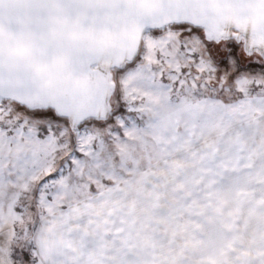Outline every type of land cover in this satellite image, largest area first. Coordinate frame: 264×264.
<instances>
[{"label": "snow or ice", "instance_id": "6c2138e0", "mask_svg": "<svg viewBox=\"0 0 264 264\" xmlns=\"http://www.w3.org/2000/svg\"><path fill=\"white\" fill-rule=\"evenodd\" d=\"M0 264H264V0H0Z\"/></svg>", "mask_w": 264, "mask_h": 264}]
</instances>
